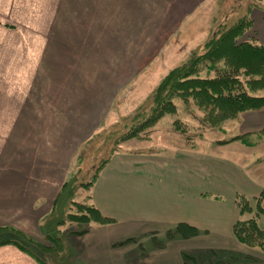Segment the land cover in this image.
Segmentation results:
<instances>
[{"label":"rangeland","instance_id":"rangeland-1","mask_svg":"<svg viewBox=\"0 0 264 264\" xmlns=\"http://www.w3.org/2000/svg\"><path fill=\"white\" fill-rule=\"evenodd\" d=\"M254 3L258 4L259 1L198 0L193 8L185 11L183 19L172 29V33L166 31L159 35L161 45L160 48L154 49L155 46L153 53H151L152 49L149 54L144 55L102 56L103 62L98 63L101 67L105 68L104 65L119 66L118 86L114 91L111 90V95L107 94L109 100L104 103L106 94L98 95L91 90L88 100L89 104L92 103V110L85 114L84 108L80 103L75 102L73 97H71V103L68 101V104L62 105L67 96V90L75 79L73 70L77 68L76 70L80 71L79 66H75L79 64L83 56L70 55L72 62L67 63L70 64L67 68L64 55L61 56L54 81L51 79L49 85L47 83L44 87H38L40 91L38 103L26 101L31 99V92L35 86H30L31 79L37 77L39 72L35 69L32 70L31 56L28 55L27 61V56H22L21 64L18 55V71L10 72L5 66H0V80L6 81L0 82V85L7 90L13 100H16L13 109L8 112L9 117L0 116L2 130L9 131L14 125L17 103L21 101H23L24 112L33 110L25 112L30 114L26 131L35 134L36 145L39 146L42 141L47 139L49 131L55 132L53 135L57 138L55 129L60 133L64 129L68 130L66 139L61 138L62 145L53 146L54 152L62 151L67 156L64 162L65 170L62 172L63 176L66 175V184L54 211L41 222L44 235H49L51 238L59 237V239L52 238V241H49L51 245L58 247L49 253L50 255L42 251L44 250L42 248L37 249L40 257L50 256L46 260L48 264H92L90 259L84 257V253L80 254V247L76 241L81 238L73 232L92 227V232L95 233L101 223L66 222L59 225L58 222L67 213L76 211L72 204L73 201L91 204L89 197L91 199L95 182L100 173L108 175L112 171H118L121 175H128L130 172L132 175L158 176L168 175L175 168L178 169V172L171 174L170 178L181 176L184 184H188L191 178L199 179V191L205 192L207 195L205 199H200L201 204L208 205L211 209H221L209 217L211 225L200 228L199 231L196 229L195 236L192 235L180 242L178 240L181 239L173 237L187 236L179 233L169 236L165 230L167 228L157 224H149L155 227L122 224L124 214L121 211L123 209L119 208L120 204L117 202L110 210L112 204L110 205V199H108L109 203L105 202L103 205L108 207L109 214L114 212V218L118 220V225L100 226V230H103L104 241L113 239L118 242L134 237L136 242L129 241L123 244L126 245L123 247L115 245L116 249L114 248V250L104 245L103 264H112L108 257L113 252L126 257L136 256L131 261L134 259L138 261V259L160 252L159 249H162L161 254L180 255L183 259V254L195 255L206 261L208 256H211V262L207 264H222L216 261H222L226 257L229 264L236 261V259L232 260L229 256H225L230 255L227 251L237 249L234 243L237 240L233 236L231 226L238 219L251 217V214L239 213L237 200H241L245 196L251 201L254 208L256 204L254 196L258 195L264 187V140L259 128L260 121L255 117L256 112H242L235 118L225 119L216 125L210 123L204 112L194 106L192 102L186 103L175 98L173 99L176 105L175 112L162 115L154 124L142 128L138 136L130 138H122V136L136 123L147 118L155 105L154 89L167 71L186 63L191 56L203 53L205 44L212 39L219 25V27L230 26L239 17L246 15ZM17 29L30 31L31 24H23L0 14V45L8 42L10 46L13 42L11 47H14L16 40L19 43L18 37L16 39L11 34L4 33ZM200 74L201 76L213 75L205 70ZM40 77L42 78V76ZM103 91L106 92V89ZM54 97L56 102L52 100ZM6 99L8 100V97ZM7 100L2 102L3 110L7 106ZM61 109L63 113L60 115ZM90 112L94 114L93 119L86 117L87 115L91 116ZM23 126L26 127L24 124ZM84 131L86 134H83ZM177 132H181L182 135L179 134V136ZM177 137L178 139H176ZM10 147L9 143L8 148L10 149ZM152 159L164 162L162 173L157 171L151 173L152 169L149 165ZM168 163H170L169 166H167ZM146 164L148 166L143 167ZM154 177L156 176H151L150 180L144 183L150 190L154 186L162 184L158 182V177L166 176ZM90 181L92 184L86 187L85 184ZM96 196L97 194H95ZM120 197L126 196L120 194ZM100 198L107 199L102 195ZM124 204L127 203L124 201L122 205ZM219 212L225 214L226 221L230 220L231 234L225 240L226 246L211 244L219 241L225 242L223 235L225 229L213 226L219 222L217 218V216L221 217ZM257 221L264 228V214H261ZM0 226L16 230L12 226ZM111 227L119 228L118 234L114 235L113 233V237L108 236ZM44 235L41 239L46 241ZM8 236L12 235L6 234L4 237ZM186 245L190 249L184 250L183 246ZM251 253L255 252L251 251ZM249 254L248 256L252 257V254ZM244 259L246 258L241 260ZM98 261L100 264L99 257Z\"/></svg>","mask_w":264,"mask_h":264},{"label":"crops","instance_id":"crops-1","mask_svg":"<svg viewBox=\"0 0 264 264\" xmlns=\"http://www.w3.org/2000/svg\"><path fill=\"white\" fill-rule=\"evenodd\" d=\"M197 1L0 0L1 15L23 24H31L30 31L17 29L4 32L11 34L13 38L17 39L18 37L19 43L16 40L14 47H11L13 42L10 46L8 42L0 45V66H5L10 72L18 71V55L21 64L22 56H27L26 61L31 56L32 70L35 69L39 72L37 77L31 79L30 86H35L31 92V99L26 101L38 103L40 98L38 87H44L47 83L49 85L51 79L54 81L57 64L61 56L64 55L66 68L70 66L67 63L72 62L70 55L83 56L79 64L75 66H79L80 71L76 70L77 68L73 70L75 79L70 84L62 105L68 104V101L71 103V97H73V100L80 103L84 108L85 114V112L92 110V103L89 104L88 100V94L91 90L98 95L106 94L104 103L109 100L107 94L111 95V90L114 91L118 86L119 66L104 65L106 69L101 67L98 63L103 62L102 56L144 55L149 54L155 46L154 49L160 48L159 35L166 31L172 33V29L183 19L185 11L193 8ZM258 1L259 3H254L246 13L252 19V25L239 40H256L257 43L264 44V0ZM217 29L212 38L216 37ZM30 44L31 46H29ZM0 82L6 81L0 80ZM103 89H106V92ZM255 94L264 95V89L257 90ZM4 100H7L5 110H3L2 105ZM52 100L56 102L55 97ZM15 102L16 100H13L7 90L0 85V116L9 117L8 112L13 109ZM22 103L23 101L17 103L15 123L10 130L0 128V225L15 227L35 241L48 245L47 240L41 239L44 235L41 222L54 211L55 196L65 181L66 175L63 176L62 172L65 170L64 162L67 158L65 152H54L53 146L62 145L61 138L66 139L68 130L64 129L60 133L54 127L57 138L53 135L55 132L49 131L47 139L42 141L39 146L36 145L35 134L26 131L30 114L25 112L33 110L24 112ZM250 112H256L255 117L260 121L259 128L262 129L264 126V108ZM62 113L61 109L60 115ZM86 117L93 119L94 114ZM261 133L264 140V132ZM177 134L182 135L181 132H177ZM9 143L10 149L8 148ZM132 152L137 153L136 151ZM146 166L148 165L143 167ZM149 167L152 169V174L155 171L162 173L164 162L152 159ZM177 172L178 169L175 168L168 175H158L166 176L167 179L157 175H132L130 172L128 175H121L118 171H112L108 175L100 173L98 179L96 178L93 195L91 199L89 197V201L103 216L113 220L101 223L95 233L92 232V227H86V232L79 234L81 239L76 243L80 247V254L84 253V257L90 259L92 264H99V257L100 264H103L104 245L112 250H114L115 245H118L117 243L120 241L117 242L113 239L104 241L103 230H100V226L118 225V220L114 218V212L108 213L117 202L120 204L119 208L123 209L121 211L124 214L122 224L129 223L136 226L157 224L167 228L165 229L166 232L175 230L179 224H184L187 226L185 227L187 233L191 232L190 228L199 231L200 228L211 225V218L209 217L221 209H211L208 205L201 204L200 199H205L207 195L205 192L199 191V179L191 178L188 184H184L181 176L179 178L169 177ZM151 176L158 177V182L162 184L156 185L150 190L144 183L148 182ZM162 179L164 180L161 181ZM95 194H97L96 197ZM120 194L126 197L121 198ZM101 195L106 196L107 199H101ZM108 199H110V205L112 204L110 210L103 205L105 202L109 203ZM124 201L127 204L122 205ZM219 213H221V217L217 216L219 222L213 226L225 229L223 234L225 241L231 234L230 220L226 221L225 214ZM109 229L111 231L108 236L113 237L118 234L119 228L111 227ZM194 234L196 233H191L187 237L175 236L173 238L181 239L178 240L181 242L192 235L195 236ZM135 242L132 241V243ZM222 242L211 244L226 246V241ZM234 243L237 249L227 251L230 255H225L232 260L236 259L230 264H264V249L248 246L239 241H234ZM187 246H183V249H190ZM159 251L161 252L162 249ZM251 251L255 253L253 254ZM160 252L138 259V261L136 259L131 261L136 256L129 255L126 257L113 252L108 260L112 264H119L120 262V264H207L211 262V256H208L206 261L195 255L186 254L187 257H185L186 255L183 254L184 260L180 255L161 254ZM248 254L252 257H249ZM242 258L246 259L241 260ZM223 259L216 262L229 264L227 257ZM0 264L40 263L33 255L18 245L5 243L0 245Z\"/></svg>","mask_w":264,"mask_h":264},{"label":"trees","instance_id":"trees-1","mask_svg":"<svg viewBox=\"0 0 264 264\" xmlns=\"http://www.w3.org/2000/svg\"><path fill=\"white\" fill-rule=\"evenodd\" d=\"M251 25L252 19L245 15L230 26L219 27L216 37L205 44L203 53L193 55L186 63L169 69L154 89L155 105L147 118L136 123L122 138L138 136L142 128L154 124L162 115L175 112L176 105L173 102L175 98L186 103L192 102L204 112L210 123L216 125L225 119L235 118L242 112L264 108V95L255 94L257 90L264 89V44L257 43L256 40H239ZM204 70L213 75L201 76L200 73ZM260 132H264V126ZM65 184L64 181L57 192L53 208L61 198ZM90 184H92L91 181L85 186L89 187ZM254 199H256L254 208L245 196L237 200L239 213H248L251 217L236 220L232 225V233L237 241L264 249V228L257 221V218L264 214V188ZM72 204L76 211L67 213L63 219L59 220V225L66 222L107 223L113 220L103 216L91 204L76 201ZM185 227L187 226L179 224L175 230L169 231L168 235L179 233L188 236L191 232L196 233L195 228H190L191 232L187 233ZM84 232L86 228L73 233L79 235ZM6 234L12 236L4 237ZM44 236L48 245L35 241L20 230L0 226V245L14 243L33 255L40 264H48L46 260L50 258L49 253L58 249L49 242L52 238L59 239L58 236L52 238L49 235ZM129 241H135V238L129 237L117 244L123 245ZM39 248L44 249L42 251L49 255L40 257L37 252Z\"/></svg>","mask_w":264,"mask_h":264}]
</instances>
